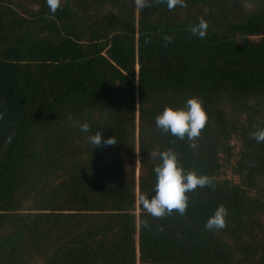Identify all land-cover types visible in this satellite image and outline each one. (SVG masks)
<instances>
[{
    "label": "trees",
    "instance_id": "16d2710c",
    "mask_svg": "<svg viewBox=\"0 0 264 264\" xmlns=\"http://www.w3.org/2000/svg\"><path fill=\"white\" fill-rule=\"evenodd\" d=\"M201 17L204 39L188 30ZM190 96L208 117L195 141L156 128ZM257 126L264 0H61L54 14L0 0V264H264ZM96 131L117 143L92 148ZM168 149L214 183L187 193L183 215L155 218L137 196L154 195L152 154ZM218 205L226 226L206 230Z\"/></svg>",
    "mask_w": 264,
    "mask_h": 264
},
{
    "label": "clouds",
    "instance_id": "9594fccd",
    "mask_svg": "<svg viewBox=\"0 0 264 264\" xmlns=\"http://www.w3.org/2000/svg\"><path fill=\"white\" fill-rule=\"evenodd\" d=\"M169 10L176 6L184 7L185 0H164ZM47 6L51 13H55L61 5V0H46ZM149 0H135V5L139 9L148 6ZM188 30L193 36L204 39L208 23L205 19L198 18V22L188 25ZM173 37L165 36L166 43H171ZM145 39V43H147ZM71 120V115H69ZM207 113L203 107L200 98L195 96L188 97L183 107L164 106V108L155 116L156 128L165 133H170L179 139L187 138L189 141H195L201 134L207 123ZM78 126L82 132L88 133L90 125L87 122L72 121ZM252 138L257 143H264V126H257L252 132ZM9 141L11 137L8 138ZM89 144L94 147L103 145H114L117 141L114 136H109L102 141V134L96 131L87 137ZM194 146V144H193ZM154 158H158V163L154 166L155 174V191L154 195L149 197L147 194L138 193V203L142 209L150 216L155 218L170 215L175 211L183 215L188 207L187 193L194 191L198 187L212 186L213 179L205 174H197L194 171L184 170L178 163L177 155L171 149L160 151L152 154ZM228 210L223 205H218L211 215L205 221L204 228L206 230H221L226 226L225 218ZM140 223L148 228L146 220Z\"/></svg>",
    "mask_w": 264,
    "mask_h": 264
},
{
    "label": "rangeland",
    "instance_id": "374dc122",
    "mask_svg": "<svg viewBox=\"0 0 264 264\" xmlns=\"http://www.w3.org/2000/svg\"><path fill=\"white\" fill-rule=\"evenodd\" d=\"M234 143H235V147H236V150H237V147H239V143H238V141L236 139L234 140ZM226 177L232 178L233 180H236V177L231 176L229 171H227ZM137 264H139V263H137Z\"/></svg>",
    "mask_w": 264,
    "mask_h": 264
}]
</instances>
